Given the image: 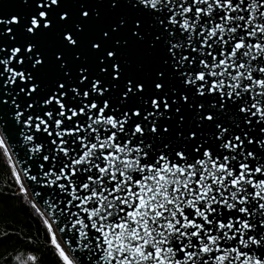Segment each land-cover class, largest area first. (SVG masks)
Instances as JSON below:
<instances>
[{
  "label": "snow or ice",
  "instance_id": "obj_1",
  "mask_svg": "<svg viewBox=\"0 0 264 264\" xmlns=\"http://www.w3.org/2000/svg\"><path fill=\"white\" fill-rule=\"evenodd\" d=\"M0 166L23 264H264V0H0Z\"/></svg>",
  "mask_w": 264,
  "mask_h": 264
},
{
  "label": "trees",
  "instance_id": "obj_2",
  "mask_svg": "<svg viewBox=\"0 0 264 264\" xmlns=\"http://www.w3.org/2000/svg\"><path fill=\"white\" fill-rule=\"evenodd\" d=\"M11 181L0 166V194H11ZM8 207L0 214V233H12V237L0 243V264H23L29 254H38L37 248L43 250L44 234L41 225L30 217L15 201L8 202Z\"/></svg>",
  "mask_w": 264,
  "mask_h": 264
},
{
  "label": "water",
  "instance_id": "obj_3",
  "mask_svg": "<svg viewBox=\"0 0 264 264\" xmlns=\"http://www.w3.org/2000/svg\"><path fill=\"white\" fill-rule=\"evenodd\" d=\"M67 2L69 4L75 5L76 3L79 2V0H67ZM89 3L94 4V5H98V6L103 8V6L107 3V0H89ZM104 11L106 13V18H108V19L112 18L113 13L107 12V9H104ZM120 11L124 12V11H126V9H121Z\"/></svg>",
  "mask_w": 264,
  "mask_h": 264
}]
</instances>
